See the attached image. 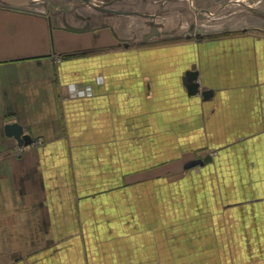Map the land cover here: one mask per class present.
I'll use <instances>...</instances> for the list:
<instances>
[{"label":"crops","instance_id":"obj_1","mask_svg":"<svg viewBox=\"0 0 264 264\" xmlns=\"http://www.w3.org/2000/svg\"><path fill=\"white\" fill-rule=\"evenodd\" d=\"M104 1L0 0V264H264V16Z\"/></svg>","mask_w":264,"mask_h":264},{"label":"rangeland","instance_id":"obj_2","mask_svg":"<svg viewBox=\"0 0 264 264\" xmlns=\"http://www.w3.org/2000/svg\"><path fill=\"white\" fill-rule=\"evenodd\" d=\"M42 1H46V2H49V3L54 2V0H38V1L34 2V3L39 4ZM65 1H73V2H75V0H65ZM89 1L93 5H95V7H98V8L103 7L104 4H105V1L104 0H89ZM231 2L230 1H227V0L224 1L222 3V6H221L220 10L214 11V8H213V10H211L212 11V14H210L209 13V10H208V13L206 14L205 21L203 20V21L197 22L196 25L194 23V25L197 28H203L205 30H209L210 31V30H214V29H217V28L219 29L217 23H222L223 25H221L220 27L221 28H226L227 25H231L232 24V21H231L232 18L229 17L230 11L236 10L238 8L243 9L240 12V13H243V16L246 15V14L251 15V14L254 13L253 11H255V14L258 13L262 17L264 16V14L262 12H258L257 10H254L253 8H250L249 9L247 7H245V8L240 7V6L238 7L236 2H234V3H231ZM34 3H32L30 5H35ZM212 3H214V2H212ZM40 7H38V8H40ZM104 8H106V7H104ZM243 16H239L238 19L235 18L234 21L235 22H238L237 20H241V18H243ZM214 24H216L217 26H215ZM248 26L249 25L246 23L245 20H243L242 22H239V23L235 24V27L236 28H239L241 30L242 29H245V27H248Z\"/></svg>","mask_w":264,"mask_h":264},{"label":"water","instance_id":"obj_3","mask_svg":"<svg viewBox=\"0 0 264 264\" xmlns=\"http://www.w3.org/2000/svg\"><path fill=\"white\" fill-rule=\"evenodd\" d=\"M5 4L12 7H22L30 5L38 0H1ZM156 32V30H154ZM197 71H187L185 74L184 82L186 83V88L190 92V94H195L199 88V83L197 82ZM206 91L203 93V96L206 97L209 93ZM4 134L7 137H12L16 140L19 146L22 145H30L32 143V139L30 135L24 133L22 126L17 122L6 123L4 125Z\"/></svg>","mask_w":264,"mask_h":264},{"label":"built area","instance_id":"obj_4","mask_svg":"<svg viewBox=\"0 0 264 264\" xmlns=\"http://www.w3.org/2000/svg\"><path fill=\"white\" fill-rule=\"evenodd\" d=\"M84 90H85V91H84ZM84 90H75V91H74V94H75V95H76V94H80V95H81V94H83L84 92H86V93L88 92V88H87V89H84ZM83 91H84V92H83Z\"/></svg>","mask_w":264,"mask_h":264}]
</instances>
